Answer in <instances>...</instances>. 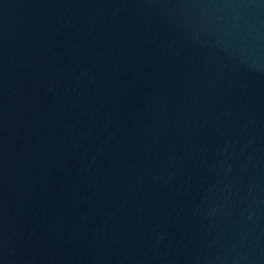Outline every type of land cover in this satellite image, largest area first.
Wrapping results in <instances>:
<instances>
[{
	"label": "water",
	"instance_id": "obj_1",
	"mask_svg": "<svg viewBox=\"0 0 264 264\" xmlns=\"http://www.w3.org/2000/svg\"><path fill=\"white\" fill-rule=\"evenodd\" d=\"M0 264H264V0H0Z\"/></svg>",
	"mask_w": 264,
	"mask_h": 264
}]
</instances>
